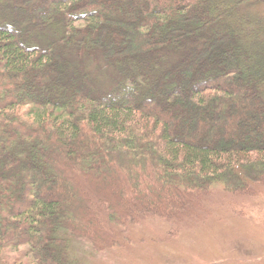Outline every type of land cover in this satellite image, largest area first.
<instances>
[{
    "label": "trees",
    "instance_id": "obj_1",
    "mask_svg": "<svg viewBox=\"0 0 264 264\" xmlns=\"http://www.w3.org/2000/svg\"><path fill=\"white\" fill-rule=\"evenodd\" d=\"M262 7L0 0V253L79 264L72 245L90 239L77 216L105 249V221L178 220L169 194L197 205L214 187L264 185ZM110 177L122 199L92 194L87 207L82 184L101 192Z\"/></svg>",
    "mask_w": 264,
    "mask_h": 264
},
{
    "label": "rangeland",
    "instance_id": "obj_2",
    "mask_svg": "<svg viewBox=\"0 0 264 264\" xmlns=\"http://www.w3.org/2000/svg\"><path fill=\"white\" fill-rule=\"evenodd\" d=\"M261 9L264 11V7ZM121 178L120 187L125 189L130 181L126 176ZM82 185L78 194L90 208L95 196L102 195L111 203L113 195L122 197L113 177L97 181L96 188L101 192H87V184ZM210 192L201 196L197 205L169 194L170 205L182 209L175 221L156 215L141 217L134 223L126 220L121 225L105 221L110 236L116 240L114 247L105 249L92 246L95 223L75 217L71 221L90 239L78 238L72 245L79 264H264V185L243 194L220 187ZM152 203L149 201L150 206ZM5 252L10 258L20 257L26 264H35L29 246ZM7 255L0 253V264H5Z\"/></svg>",
    "mask_w": 264,
    "mask_h": 264
}]
</instances>
